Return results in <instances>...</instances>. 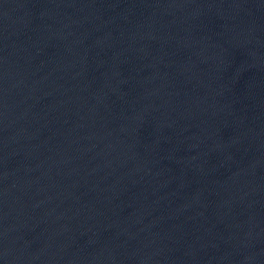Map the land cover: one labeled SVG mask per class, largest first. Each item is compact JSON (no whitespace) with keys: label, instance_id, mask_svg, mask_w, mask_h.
Segmentation results:
<instances>
[{"label":"water","instance_id":"1","mask_svg":"<svg viewBox=\"0 0 264 264\" xmlns=\"http://www.w3.org/2000/svg\"><path fill=\"white\" fill-rule=\"evenodd\" d=\"M0 264H264V0H0Z\"/></svg>","mask_w":264,"mask_h":264}]
</instances>
